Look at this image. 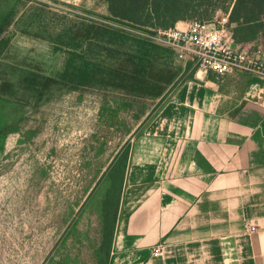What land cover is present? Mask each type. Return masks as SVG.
I'll list each match as a JSON object with an SVG mask.
<instances>
[{
    "label": "rangeland",
    "instance_id": "374dc122",
    "mask_svg": "<svg viewBox=\"0 0 264 264\" xmlns=\"http://www.w3.org/2000/svg\"><path fill=\"white\" fill-rule=\"evenodd\" d=\"M218 4L211 20L229 22L232 3ZM148 33L112 20L98 0H0V264L100 261L121 169L113 164L196 72ZM238 39L264 49L262 38ZM90 60L153 87L138 95L127 78L81 85L64 76ZM233 74L218 87L240 90Z\"/></svg>",
    "mask_w": 264,
    "mask_h": 264
},
{
    "label": "crops",
    "instance_id": "0c3cea01",
    "mask_svg": "<svg viewBox=\"0 0 264 264\" xmlns=\"http://www.w3.org/2000/svg\"><path fill=\"white\" fill-rule=\"evenodd\" d=\"M231 77L195 72L146 122L95 264H264V79Z\"/></svg>",
    "mask_w": 264,
    "mask_h": 264
},
{
    "label": "trees",
    "instance_id": "16d2710c",
    "mask_svg": "<svg viewBox=\"0 0 264 264\" xmlns=\"http://www.w3.org/2000/svg\"><path fill=\"white\" fill-rule=\"evenodd\" d=\"M112 20L142 31L172 29L178 22L206 23L211 21L217 9L219 0H101ZM229 25H234L232 31L235 42L238 38L244 41L263 40L264 43V0H230ZM236 31L242 33L237 36ZM237 43V44H238ZM264 45V44H263ZM82 60V58H80ZM74 74L78 84H107L112 80L124 78L133 83L132 90L138 95H146L153 87L148 80L140 76H128L112 68L100 64L97 60L81 61L78 65L65 68L64 76ZM121 82L123 81L120 80ZM160 93L158 96H160ZM128 149L123 156L115 161L113 170L119 171L117 196L114 198L115 209L119 204L126 170ZM118 164V165H117ZM118 166L120 168H118ZM114 172V173H115Z\"/></svg>",
    "mask_w": 264,
    "mask_h": 264
},
{
    "label": "built area",
    "instance_id": "2783aa9c",
    "mask_svg": "<svg viewBox=\"0 0 264 264\" xmlns=\"http://www.w3.org/2000/svg\"><path fill=\"white\" fill-rule=\"evenodd\" d=\"M228 16L206 23L190 22L185 29L156 30L147 37L161 42L175 57L197 72L224 77L240 70L264 79V49H241L228 31ZM249 232L255 231L247 225Z\"/></svg>",
    "mask_w": 264,
    "mask_h": 264
}]
</instances>
